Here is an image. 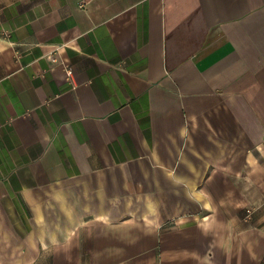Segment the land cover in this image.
<instances>
[{"label":"crops","instance_id":"0c3cea01","mask_svg":"<svg viewBox=\"0 0 264 264\" xmlns=\"http://www.w3.org/2000/svg\"><path fill=\"white\" fill-rule=\"evenodd\" d=\"M0 264H264V0H0Z\"/></svg>","mask_w":264,"mask_h":264},{"label":"built area","instance_id":"2783aa9c","mask_svg":"<svg viewBox=\"0 0 264 264\" xmlns=\"http://www.w3.org/2000/svg\"><path fill=\"white\" fill-rule=\"evenodd\" d=\"M68 73H69V75L71 74V72H70V71H68ZM247 213H250V210H247Z\"/></svg>","mask_w":264,"mask_h":264}]
</instances>
